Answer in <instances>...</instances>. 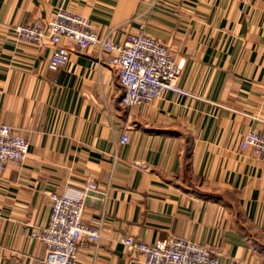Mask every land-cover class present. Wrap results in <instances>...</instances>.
<instances>
[{"label":"crops","instance_id":"0c3cea01","mask_svg":"<svg viewBox=\"0 0 264 264\" xmlns=\"http://www.w3.org/2000/svg\"><path fill=\"white\" fill-rule=\"evenodd\" d=\"M60 9L116 43L144 28L182 62L184 94L123 107L97 48L50 71L54 45L13 29ZM0 124L29 143L0 177V264H49L31 233L49 223L50 193L79 199L90 181L99 191L83 221H102V235L74 264H141L130 237L184 238L220 264H264V160L241 147L249 132L264 135V0H0Z\"/></svg>","mask_w":264,"mask_h":264},{"label":"built area","instance_id":"2783aa9c","mask_svg":"<svg viewBox=\"0 0 264 264\" xmlns=\"http://www.w3.org/2000/svg\"><path fill=\"white\" fill-rule=\"evenodd\" d=\"M13 32L21 42L41 49L48 43L54 45L48 61L50 71L65 66L75 53L91 48L104 51L109 55L105 63L115 71L121 86V104L125 108L152 105L168 91L184 94L178 87L182 62L144 28L127 33L122 42L116 43L110 33L99 35L86 17L60 9L46 22L21 24ZM128 141V136L122 138L123 144ZM241 147L253 149L264 160V135L249 132ZM28 154L27 140L11 125L0 124V177L9 162L23 163ZM98 191V184L90 181L79 199L62 192L50 193L49 223L35 226L31 233V238L45 247L49 264H74L81 244L99 243L102 221L94 225L83 221L85 199ZM124 244L141 259V264H220L219 252L184 238L148 244L130 237Z\"/></svg>","mask_w":264,"mask_h":264}]
</instances>
